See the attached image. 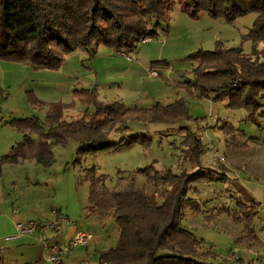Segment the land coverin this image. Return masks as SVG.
I'll list each match as a JSON object with an SVG mask.
<instances>
[{"label":"rangeland","instance_id":"rangeland-1","mask_svg":"<svg viewBox=\"0 0 264 264\" xmlns=\"http://www.w3.org/2000/svg\"><path fill=\"white\" fill-rule=\"evenodd\" d=\"M256 17V13H251L232 22L208 14L195 18L175 3L169 13L167 32L159 31L156 38L142 40L133 52H118L105 45L77 49L53 70H33L14 63L7 78L9 87L0 88L6 93L0 99V120L32 115L44 119L50 105L57 103L73 104L64 112L66 120L93 114L94 104L83 103L74 95L81 89L95 93L99 101H121L126 107L149 108L158 104L168 114L184 104L187 117L185 114L180 120L168 123L133 120L127 123L124 132L109 135L113 143L132 134L145 135L151 139L148 147L136 143L117 151L84 155L77 162L79 143L70 138L65 145L53 148L56 160L53 164L56 169L68 168L78 178L85 169L94 167L113 190L124 188L132 178L143 186L146 177L136 171L148 165L175 173L205 168L206 173L212 172L223 180H204L192 185L182 221L202 240L201 251H209L203 261L226 264L224 259L229 251L236 249L238 259L233 264H264V115L227 108V99L214 101L186 84L194 78L198 67L191 55L199 51H215L217 46L242 47L244 54L256 60L264 44H258V50L253 52L252 42L244 38ZM29 93L44 103L42 108L32 106ZM20 135L15 128L0 122V147L4 145L5 153ZM58 175H54V180L60 178ZM82 183L79 185L88 189V183ZM167 189L168 186L147 187L158 202ZM237 201L249 205L253 211L251 226L256 236L240 243L236 239L246 232L244 218L235 219L232 215L238 209ZM45 213L42 207V214ZM104 221L92 225L90 230L102 237L108 248L110 242L118 240V227L113 217ZM48 232L51 230L45 232L46 236Z\"/></svg>","mask_w":264,"mask_h":264},{"label":"trees","instance_id":"trees-1","mask_svg":"<svg viewBox=\"0 0 264 264\" xmlns=\"http://www.w3.org/2000/svg\"><path fill=\"white\" fill-rule=\"evenodd\" d=\"M175 3L195 18L208 14L232 22L256 13L244 38L252 42L253 52L258 50V44H264V0H0V61L33 70H53L77 49L105 45L130 53L142 40L156 38L159 31L167 32L169 13ZM258 53L256 60L244 54L242 47L217 46L215 51L194 53L191 58L198 67L194 78L186 84L214 101L227 99V108L264 115V47ZM5 94L0 89V99ZM74 95L83 103L92 102L95 112L66 120L64 112L73 104L57 103L50 105L44 119L32 115L0 120L22 135L20 142L0 156V175L3 165L24 160L51 166L56 161L53 148L65 145L70 138L79 143L77 162L84 155L117 151L136 143L148 147L151 139L145 135L132 134L117 143L110 142L109 135L124 132L133 120L168 123L184 118L185 114L187 117L184 104L168 114L158 104L139 108L126 107L121 101H99L88 89L75 91ZM28 96L33 107L42 108L44 103L34 94ZM204 170L175 173L148 165L136 171L146 177L143 186L132 178L124 188L113 190L94 167L85 169L79 182L88 183L89 208L110 215L118 227L117 244L100 252V264H207L203 259L209 251H201L202 240L182 224L192 185L223 180ZM160 186L168 189L158 202L147 187ZM237 204L232 215L235 219L244 218L246 234L236 242L255 239L251 226L253 211L242 201Z\"/></svg>","mask_w":264,"mask_h":264},{"label":"crops","instance_id":"crops-1","mask_svg":"<svg viewBox=\"0 0 264 264\" xmlns=\"http://www.w3.org/2000/svg\"><path fill=\"white\" fill-rule=\"evenodd\" d=\"M13 64L0 61L2 89L9 87L6 85L7 78ZM21 140L22 135L16 137L7 151ZM4 154L5 148L1 145L0 156ZM63 167L56 169L54 164L45 167L32 160L3 165L0 175V264H54L48 261V245L67 241L79 230L89 231L91 242L69 251L62 264H100V252L116 246L118 240L110 242L107 248L102 237L91 233V227L96 223L102 224L105 218L111 216L89 208L88 189L82 186L74 172ZM57 174L60 178L54 180ZM45 187V192L36 191ZM42 207H45V214H42ZM59 216L68 219L59 231L48 232L44 237L34 233L23 235L16 241L5 240V237L17 233L18 222L55 220Z\"/></svg>","mask_w":264,"mask_h":264},{"label":"built area","instance_id":"built-area-1","mask_svg":"<svg viewBox=\"0 0 264 264\" xmlns=\"http://www.w3.org/2000/svg\"><path fill=\"white\" fill-rule=\"evenodd\" d=\"M15 212H17V210H15ZM65 222H68V219L63 216H59L55 220H48L45 222L35 221V220L26 223L18 222L16 223L17 233L15 235L5 237V240L16 241L23 235H29L34 233H39L44 237L45 232L47 230L59 231L62 228L63 223ZM90 242H91V234L87 231L79 230L71 239L67 241L64 242L56 241L48 245L47 248L49 249L50 252L48 261L54 264H62L63 258L65 254H67V252L79 246L87 245ZM229 252H228L229 254L226 256L224 261L226 264H231V263L233 264L235 263L236 258L238 259L237 257L238 251L236 249L234 250L232 249Z\"/></svg>","mask_w":264,"mask_h":264}]
</instances>
